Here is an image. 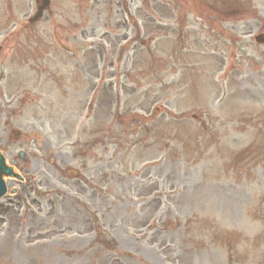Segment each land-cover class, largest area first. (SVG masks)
Here are the masks:
<instances>
[{"label": "rangeland", "instance_id": "1", "mask_svg": "<svg viewBox=\"0 0 264 264\" xmlns=\"http://www.w3.org/2000/svg\"><path fill=\"white\" fill-rule=\"evenodd\" d=\"M102 6L0 35V264H264V0Z\"/></svg>", "mask_w": 264, "mask_h": 264}, {"label": "flooded vegetation", "instance_id": "2", "mask_svg": "<svg viewBox=\"0 0 264 264\" xmlns=\"http://www.w3.org/2000/svg\"><path fill=\"white\" fill-rule=\"evenodd\" d=\"M111 3L114 4L116 7V14H119V12L124 11V7L127 8V2L128 0H110ZM114 1V2H113ZM105 2V1H103ZM56 3V4H55ZM99 0H74V13L77 16L78 20L74 21V26H72L75 31H71L70 29H67V31H63L65 28H68V25L63 24L64 20V12L66 13L65 10L62 9V7L59 5V0H50V4L45 7V9L42 11L41 15V21L42 22H49L51 21L52 23V32L51 35H86L88 34V30L92 28L87 26H82V21L85 20L84 22L87 23L91 19H94L98 16L99 10H98V5H99ZM40 4V0H32L30 6L31 7H38ZM27 13V12H26ZM26 13L24 16H26ZM75 16V17H76ZM69 22V21H67ZM33 22H29L28 24H25L22 29H28ZM78 24H80V27H76ZM58 26V28H57ZM64 26V27H63ZM20 27L17 26V21L12 22L10 25V31H5L4 34L2 35H20ZM57 29L61 31H57ZM119 29V28H116ZM26 33L29 34L26 30ZM46 34L42 35H49L48 32H45ZM0 34V35H1ZM5 40L9 41L8 39L1 40L0 39V52L5 48V45L7 42H4ZM1 61V57H0ZM17 193V190H16ZM15 193V194H16Z\"/></svg>", "mask_w": 264, "mask_h": 264}, {"label": "water", "instance_id": "3", "mask_svg": "<svg viewBox=\"0 0 264 264\" xmlns=\"http://www.w3.org/2000/svg\"><path fill=\"white\" fill-rule=\"evenodd\" d=\"M16 133V131H14ZM20 156H22V153H20ZM72 176L75 175L74 173H70ZM2 175H14L12 171V167L6 165L5 158L3 154L0 152V197L5 192V184L2 180Z\"/></svg>", "mask_w": 264, "mask_h": 264}]
</instances>
